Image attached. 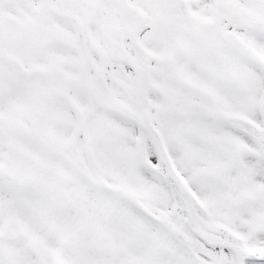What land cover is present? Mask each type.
<instances>
[{
    "label": "snow or ice",
    "instance_id": "1",
    "mask_svg": "<svg viewBox=\"0 0 264 264\" xmlns=\"http://www.w3.org/2000/svg\"><path fill=\"white\" fill-rule=\"evenodd\" d=\"M0 264H264V0H0Z\"/></svg>",
    "mask_w": 264,
    "mask_h": 264
}]
</instances>
